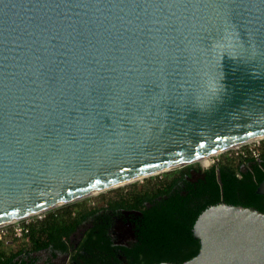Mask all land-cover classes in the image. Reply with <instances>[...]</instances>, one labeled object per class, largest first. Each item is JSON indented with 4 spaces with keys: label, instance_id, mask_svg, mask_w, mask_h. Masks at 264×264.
Returning <instances> with one entry per match:
<instances>
[{
    "label": "water",
    "instance_id": "95a60500",
    "mask_svg": "<svg viewBox=\"0 0 264 264\" xmlns=\"http://www.w3.org/2000/svg\"><path fill=\"white\" fill-rule=\"evenodd\" d=\"M262 134L264 0H0V226ZM193 235L154 264H264L253 206Z\"/></svg>",
    "mask_w": 264,
    "mask_h": 264
},
{
    "label": "trees",
    "instance_id": "16d2710c",
    "mask_svg": "<svg viewBox=\"0 0 264 264\" xmlns=\"http://www.w3.org/2000/svg\"><path fill=\"white\" fill-rule=\"evenodd\" d=\"M200 167L188 164L159 177L147 178L140 188L120 189L114 197H103L101 205L82 201L49 210L44 217L33 218L29 231L22 238L10 240L9 243H17L16 249H5V240H0V264H28L25 259L22 262H15V259L19 252L29 249L51 245L68 248L70 236L82 226L86 233L81 236L77 256L91 262L90 255L103 256L102 253L106 254L112 247L107 232L109 209L123 207L142 209V232L145 234L142 264L183 262L199 251L193 226L207 207L224 200L264 211V195L257 193L264 180V150L258 159L221 160L206 169L205 176L197 181L186 177L191 169ZM148 201L151 208L146 207Z\"/></svg>",
    "mask_w": 264,
    "mask_h": 264
},
{
    "label": "flooded vegetation",
    "instance_id": "af4514ba",
    "mask_svg": "<svg viewBox=\"0 0 264 264\" xmlns=\"http://www.w3.org/2000/svg\"><path fill=\"white\" fill-rule=\"evenodd\" d=\"M224 159L237 162L242 160L224 156L215 165ZM206 169L202 167L193 168L190 171V175L186 177L192 181H197L200 177L205 176ZM243 170H245L244 167ZM146 207L151 208L152 204L148 201L146 202ZM108 213L107 224H109V227L107 232L108 237L112 241V247L106 254L102 253L103 256L97 257L95 255L93 257L90 255L89 257L93 260L91 262H86L82 256H77V252L80 251L81 236L86 233V230H83L75 241L73 240V235L77 231L70 236L68 248L51 245L40 249L25 250L18 253L15 262H22L25 259L28 264H142V237L145 235L142 232V209L110 208Z\"/></svg>",
    "mask_w": 264,
    "mask_h": 264
},
{
    "label": "rangeland",
    "instance_id": "374dc122",
    "mask_svg": "<svg viewBox=\"0 0 264 264\" xmlns=\"http://www.w3.org/2000/svg\"><path fill=\"white\" fill-rule=\"evenodd\" d=\"M251 145H253V144H251ZM259 148H260V151L261 152H263V150H264V138H262L261 139V141H260V144H259ZM229 152L228 153H223V154H219L218 156L217 155H214V156H212V157H207V158H204L203 160L202 159H200V160H198V161H195V162H193V163H191V164H197V165H199V166H201L203 169H206V168H208L209 166H211V164H213V162L215 161V162H217L218 161V159L217 158H222V157H230L229 155ZM208 159H209V165L208 166H203V164H202V162H206V161H208ZM176 168H180V167H176ZM175 168H173V169H170V170H166V171H163V172H160V173H157V174H152V175H149V176H147V177H144V178H141L140 180H138V181H135V182H133V183H129V184H125V185H122V186H119V187H116V188H112V189H109V190H105V191H102V192H100V193H98V194H95V195H91V196H88V197H84V198H81V199H79V200H77V201H74V202H88V203H93V202H96V203H99L100 205L101 204H103V197H105V198H110V197H114L115 195H116V192L117 191H119L120 189H129V188H131V187H137V188H140L142 185H144V183H146V180H147V178H151V179H153V178H155V177H159V176H161V175H164L165 173H167V172H169V171H171V170H174ZM104 195V196H103ZM71 203H73V202H71ZM65 205V204H64ZM62 206V205H61ZM58 207H60V206H58ZM58 207H55V208H58ZM55 208H52V209H55ZM52 209H50V210H52ZM49 211V210H48ZM47 212V211H46ZM46 212H41V214L40 215H35V216H31V218H42V217H44V215H45V213ZM83 230H85V228L82 226V227H80L78 230H77V232L73 235V240L75 241L79 236H80V234H81V232L83 231ZM12 239V236H10V235H8L7 237H6V239H5V244L3 245V247L5 248V249H16V244L17 243H15V242H11V243H9L10 242V240Z\"/></svg>",
    "mask_w": 264,
    "mask_h": 264
},
{
    "label": "built area",
    "instance_id": "2783aa9c",
    "mask_svg": "<svg viewBox=\"0 0 264 264\" xmlns=\"http://www.w3.org/2000/svg\"><path fill=\"white\" fill-rule=\"evenodd\" d=\"M260 141L261 139H255L253 141H248V142L239 144L233 148L227 149L223 152L217 153L215 155L218 156L219 154L229 152L228 154L230 156L229 158L243 159L247 157H252V158L258 159L262 155V152L260 151V148H259ZM217 159L219 160V158ZM215 163L216 162L214 161L213 164ZM32 221H33V218L29 216V217H26L20 220L13 221L8 224L1 225L0 226V240H5L8 235L12 236V239L22 238L29 231V224Z\"/></svg>",
    "mask_w": 264,
    "mask_h": 264
},
{
    "label": "bare ground",
    "instance_id": "6f19581e",
    "mask_svg": "<svg viewBox=\"0 0 264 264\" xmlns=\"http://www.w3.org/2000/svg\"><path fill=\"white\" fill-rule=\"evenodd\" d=\"M262 138H264V134H262V135H258V136H255V137H253L252 139L247 140V142H248V141H253V140H255V139H262ZM237 145H238V144L233 145V146L226 147V148L222 149L221 151H218V152L213 153V154H209V155L202 156V157H200V158H198V159H196V160H200V159L203 160L204 158H207V157H210V156L215 155V154H217V153L223 152V151H225V150H227V149H230V148H233V147H235V146H237ZM202 164H203V166H205V167L208 166V165H209V159H208V162H207V163H202ZM171 168H172V167H167V168L159 169V170H156V171L151 172L150 175H152V174H157V173H160V172H163V171L169 170V169H171ZM144 177H145V176L132 178V179L127 180V181H125V182H123L122 184H119V185L122 186V185H125V184L133 183V182L138 181V180H140L141 178H144ZM100 192H101V191H99V190H98V191L89 192V193H87V194H83V195H81L79 199L84 198V197H88V196H91V195H95V194H98V193H100ZM40 213H41V212H35V213L31 214V216H35V215H38V214H40Z\"/></svg>",
    "mask_w": 264,
    "mask_h": 264
}]
</instances>
